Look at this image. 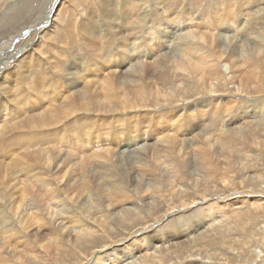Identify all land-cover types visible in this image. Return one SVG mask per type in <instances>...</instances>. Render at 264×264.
<instances>
[{
    "label": "bare ground",
    "instance_id": "bare-ground-1",
    "mask_svg": "<svg viewBox=\"0 0 264 264\" xmlns=\"http://www.w3.org/2000/svg\"><path fill=\"white\" fill-rule=\"evenodd\" d=\"M58 2L52 0L46 15L30 27L34 36L45 31L39 36L38 52L27 55L24 61V57L20 59L19 72L12 75L5 70L6 64L0 61V104L5 103L0 109V134L8 128L7 123L20 116H25L26 123L9 126L13 127L11 130L19 132L42 126L53 127L65 120L68 114L82 111L104 116L124 110L155 109L160 115L166 112L170 126L168 131L141 138L146 145L136 151L133 149L135 152L125 142L116 141L114 144L105 141V148L92 150L95 155L89 153L84 158L77 150L70 155L68 150L65 154L59 148L46 147L42 140L45 137L50 140L56 135L55 132L48 133L50 129H46L44 134H40L39 130L16 134L22 142L13 147L23 145L27 150L17 153L9 168L14 166V170L18 168L15 165H20L24 173L25 170L31 172V168L35 171L33 174L27 171L28 175L23 179L19 178V174L12 175L11 181L21 183L24 191L28 192L18 201L11 203L13 198L0 188V264H215V256L221 255L220 250L227 252L226 248L240 245L242 240H237V235L254 231L264 241V112L245 114L251 107L260 104L263 107L264 101L258 105L248 102V99L236 100V106L222 107L219 114L215 112L216 107L209 106L207 109L210 112L206 109L202 111L203 115L195 116L198 101L205 96H209L212 105L220 107L223 102L215 96L218 92L226 96L242 94L241 87L232 82L231 70L237 60L253 61L264 45V39L261 38L259 43L255 40L264 32L261 27H264V3L247 0L244 2L246 8L241 5L240 12H246L243 17L247 20V27L238 36L220 34L218 38L217 34L218 40H215L216 43L213 41L215 48L211 49H216L215 52L218 49L220 54L213 51L218 57L210 62L213 53L210 55L208 49L216 33L212 32L211 41L205 39L208 41L206 48L197 42L202 37L197 36L192 26L185 25L184 20L193 21L192 13L202 20L205 8H211V0H78L76 7L68 13L63 8L64 15L59 11L50 19L49 14H54ZM185 2H188L186 6ZM21 6L26 5L22 3ZM21 12L20 9L15 16L10 15L13 24L7 32V14L0 10V57L14 43L17 35L29 29L25 25L15 30L14 25L21 19ZM83 12L85 16L80 18ZM180 12L183 16L179 18H183V22L180 26L177 22L178 27L172 28L168 23L175 18L174 14ZM96 19L104 22L106 32ZM28 20L24 18L20 22L26 24ZM259 29L263 31L256 32ZM157 30L160 32V48L141 55V45L137 41L136 45L135 42L132 44L133 53L130 48L127 49L130 41L140 40V36L148 37L152 43L153 36L158 35ZM208 30L207 27V34L203 32V35H208ZM7 33L14 35L7 37ZM252 34L255 37L249 41L248 37ZM23 39L25 37L18 42ZM98 49L103 52V59L99 55L96 58L104 61L99 66L87 59L88 54ZM151 52L157 53L152 62L149 58ZM111 57L118 63L107 65L105 59ZM142 58H145L144 61H141ZM206 58L209 59L208 64ZM1 59L6 62L7 53ZM219 64H223V71L218 68ZM92 65L99 67L102 73L99 75L92 70ZM153 67L157 71L146 81H155V90L145 83L147 71ZM29 74L35 75L39 82L25 83ZM23 84H27L25 94H34L37 90V95L42 97V93L44 100L39 97L41 100L32 103L29 109L18 107L16 97L25 95L24 90H20ZM57 86H64L70 94L64 97L65 103L63 101L61 106L55 104L52 107L59 101L51 100ZM93 86H101L99 91L105 93L98 96L95 89L90 90ZM188 102L197 105H185ZM214 112L216 116H213ZM30 113L33 115L30 116ZM209 117H214L215 122L210 123L208 128L211 126L214 133L216 130L219 137H215L206 126L202 129L200 122L206 123ZM82 124V129H87L88 122L83 121ZM115 134L119 136L120 132ZM16 137H9L6 144L16 140ZM33 138L38 140L36 144L28 141ZM217 139L222 143H217ZM80 142L85 143L83 140ZM29 149H32L31 152ZM161 150H171L172 155L157 156ZM3 153L7 156V148ZM91 157L98 161L88 163ZM75 160L81 161L83 167L79 170L82 174L78 169L69 168ZM29 161L32 164H28ZM6 167L7 164L0 165L1 174L3 171L7 173ZM77 181L82 182V187ZM241 185L246 190L240 189ZM194 206L198 207L197 215L191 213ZM225 210H228L227 213ZM181 211L187 213V217L181 219L186 228L172 227L169 232L167 226L171 228V222L176 221L175 215L179 218L186 215ZM11 236L23 239H19L21 243L14 244L13 249L10 248ZM32 243L44 246L45 250L31 246ZM220 243L226 248L219 246ZM75 244L82 246L77 250ZM214 246L218 253H207L206 248ZM259 253L258 260L262 261L259 264H264V248L263 253Z\"/></svg>",
    "mask_w": 264,
    "mask_h": 264
},
{
    "label": "rangeland",
    "instance_id": "rangeland-1",
    "mask_svg": "<svg viewBox=\"0 0 264 264\" xmlns=\"http://www.w3.org/2000/svg\"><path fill=\"white\" fill-rule=\"evenodd\" d=\"M78 0H59V2H58V4H57V6H56V8H55V11H53V13L54 14H49V17H50V19H52V17L54 16V15H56L59 11H60V14L61 15H64L65 13L62 11V9L63 8H66V13H68L70 10H72L74 7H76V5H77V2ZM253 1V0H252ZM258 2V3H264V0H255V2ZM188 2H190V1H188ZM188 2H185L184 3V5L186 6L187 5V3ZM222 2V3H221ZM227 2V3H226ZM235 2V3H234ZM244 2H247V0H225V2H224V0H211V2H210V7L211 8H205V10L206 11H208V12H206L205 10V14H206V17H205V14H203V18H202V20H199L198 19V16H196L194 13H192V15H191V17H194V22L193 21H191V22H188V20H184V24L185 25H187V26H192V28H193V30L196 32V34H197V36H199V38L200 37H202V38H200V39H202V40H198L197 42H199L200 44L202 43V45H204L206 48H208L207 47V45H208V41H209V39L212 37L213 38V36H212V34L214 33H216L215 35H214V38H213V40L212 39H210V43H211V45H210V47H209V49L208 50H210L209 51V53H210V55H212V53H213V51L215 52V50L216 49H214L213 51H212V49L213 48H215L214 46H215V40L217 41L218 40V38H219V35L220 34H222V36H225V35H237L238 36V34H241L242 32H244V29L247 27L246 26V23H247V20H246V18H244L245 16H244V14L246 13V12H243V13H241L240 11L242 10V8L243 7H245L246 8V6H247V4H245ZM16 3V4H15ZM18 3V4H17ZM22 3L23 4H25L26 6L25 7H20V5H22ZM28 5H27V4ZM52 3V0H0V10H2V13L4 12L5 14H7V32L9 31V29L11 28L10 26H12V21H13V19H11L10 18V15H14L15 16V14H17L16 12L18 11H20V9H21V13H22V15H21V19L19 20V22H17V24L16 25H14V26H16V28H15V30H20L22 27H24L25 25H27L28 27H29V29H28V31H23L22 33H21V35L19 36V35H17L16 36V38L14 39V43H12L9 47H7V50L5 51V52H3L2 53V55H1V57L3 56V55H5L6 53H7V59H6V62H4V60L3 59H1V57H0V61L2 62V63H5L6 64V67L8 68H5V70H7V72L9 71V72H11L12 73V75H15L16 73H18L19 72V69H18V67L22 64V63H20L19 64V62H21V60L20 59H22L23 57H24V59H22V61H24L26 58H27V55H29V54H32V53H37L38 52V50H39V42H38V39H39V36L45 31H41V32H39V34L38 35H36V36H34V33H32L33 31H32V29L30 28L31 26H33V25H36L35 23H34V21H36L37 19H41V18H43L45 15H46V13H47V11H48V8L50 7V4ZM64 3V4H63ZM217 3H219L218 5H217ZM225 3V4H224ZM234 3V4H233ZM6 4V5H5ZM202 3H200V5H201ZM204 5V4H203ZM224 5H226V6H224ZM243 7H242V6ZM202 6V5H201ZM201 6H199L198 8H199V10L201 11L202 9V7ZM220 6V7H219ZM229 8H228V7ZM240 6H241V8H240ZM15 7H16V9H15ZM59 7V8H58ZM226 7V8H225ZM250 7H251V5H250ZM29 8V9H28ZM32 8V9H31ZM24 9V10H23ZM28 11H27V10ZM31 9V10H30ZM208 9V10H207ZM223 9V10H222ZM35 10V11H34ZM211 10H213V11H211ZM252 10H254L253 8H252ZM31 11H33V13L31 12ZM34 12L36 13V14H34ZM40 12V13H39ZM43 12V13H42ZM240 12V13H239ZM204 13V12H203ZM208 13H209V15H208ZM227 13V14H226ZM240 14V15H239ZM42 15V16H41ZM178 15V16H177ZM39 16H41V17H39ZM83 16H85V14H84V12H83V15H81L80 16V18H82ZM181 16H183L182 15V12H180V13H176V14H174V19L171 21V22H169L168 23V25L170 26L171 25V27L172 28H174L175 26L176 27H178V24H179V26L182 24V22H183V18H179V17H181ZM187 16H189V15H187ZM244 16V17H243ZM34 17H35V19H34ZM37 17V18H36ZM196 17V18H195ZM243 17V18H242ZM9 18H10V20H11V22L9 23L8 22V20H9ZM24 18H27V19H30V20H28L27 21V23L25 24L24 22L22 23V22H20L22 19H24ZM65 18H66V16H65ZM178 18V19H177ZM249 18V17H248ZM181 19V20H180ZM196 19V20H195ZM222 19V20H221ZM97 20H99V21H97ZM177 20H179V21H177ZM206 20H208V21H206ZM219 20V21H218ZM16 21V20H15ZM176 23H175V22ZM182 21V22H181ZM216 21V22H215ZM96 22H98L97 24H101V28L106 32V27L103 25L104 24V22L102 21V20H100V19H96ZM177 22H179L178 24H177ZM186 22H188V23H186ZM212 22H214V24L213 25H211L212 24ZM230 22V23H229ZM244 22H245V25H244ZM172 23H175V25H172ZM189 24H191V25H189ZM199 24V25H198ZM193 25L195 26H197L198 28V30H196V26H195V28L193 27ZM203 25H205V26H203ZM225 25V26H224ZM233 25V26H232ZM13 26V27H14ZM10 27V28H9ZM20 29H19V28ZM200 27L203 29V27H204V29H203V31H202V29H200ZM208 27V29L211 31H209L208 30V35H211L210 37L208 36V35H203V32H205L206 33V28ZM262 28H263V30H264V27H263V25L261 26ZM18 28V29H17ZM237 28V29H236ZM182 28H180L179 30H181ZM236 29V30H235ZM158 30H159V28H158ZM158 30H157V36H153V41H152V43H150L149 42V39H148V37H146V36H140V40H136V39H134L133 40V42L131 43V41H130V44L131 45H129V47L127 48V49H131L130 50V52H132V51H134V50H132V44L135 42V45H136V43H137V41H138V43L141 45V49H140V54L142 55V54H144V53H147V52H150V51H152V50H156V49H158V48H160V46H161V43H160V35H159V33L160 32H158ZM202 32H201V31ZM261 30V31H260ZM262 29H259L258 31H256V32H262L263 31ZM197 31H200L201 33H202V36H200L201 35V33H197ZM246 32L248 31V30H245ZM28 32V33H27ZM184 32V31H183ZM210 32V33H209ZM213 32V33H212ZM204 33V34H205ZM207 34V33H206ZM217 34H218V36H217ZM262 35L260 36V35H258V38H256L255 40L257 41V43H259L261 40H263L264 39V32L263 33H261ZM13 35L14 34H9V33H7V37H13ZM30 35V36H29ZM204 36H206L207 38H205ZM216 36L218 37V38H216ZM15 37V36H14ZM25 37V39H23V40H21V41H19L18 42V40L20 39V38H24ZM252 37H255V34H254V36H253V34L252 35H250L249 37H248V39H249V41H251L253 38ZM256 37H257V35H256ZM36 38V39H35ZM198 38V39H199ZM252 38V39H251ZM262 38V39H261ZM144 39V40H143ZM205 39H207L208 41H206ZM261 39V40H260ZM142 40V41H141ZM141 41V42H140ZM145 41V42H144ZM215 43H214V42ZM7 42H10V40L9 39H7ZM18 42V43H17ZM148 43V44H147ZM206 43H207V45H206ZM209 43V44H210ZM150 44V45H149ZM147 45V46H146ZM170 46H171V44H169ZM214 45V46H213ZM250 45H252L251 43H250ZM23 46V47H22ZM166 46V44H164L163 45V47H165ZM143 47V48H142ZM147 47V48H146ZM211 47H213L212 49H211ZM18 48V49H17ZM30 48V49H29ZM31 48H33V49H31ZM263 48H264V45H263V47H262V49L261 50H263ZM14 50V51H13ZM100 50H102L101 48H100ZM100 50L98 49L97 51H95L96 52V54H95V52H93V53H91V55L90 54H88L87 56H88V60H90V62H94V63H97V65L99 66V65H102V63L104 62V61H99L98 59L99 58H96V57H98V55H99V57L100 58H102L103 59V57H102V54H103V52H100ZM146 50V51H145ZM260 50V53H256L255 54V58L253 59V61L252 60H247V61H244V60H240L239 62H238V60H237V64H239V65H237V64H235V65H237V66H235L234 65V67L232 68V70L231 71H233V72H231V73H233V74H231V78H233L232 79V82L234 81L235 83H236V85L238 84V86H240L241 87V90H242V94H240V95H223V94H221V92H218V95L217 94H215V96H217V97H219V98H221L222 99V106H217V104H215V105H212V103H210L211 102V99L209 98V96H205V97H203V98H201L202 100H199L198 101V105L196 104V103H192V102H188V103H185V105H189V106H191V107H193V105H197V109H196V114H195V116H197V115H203V110H204V112H205V110L209 107V106H211V108H215L216 110H215V112L217 113V114H219V109L221 110V108L223 107V108H227V107H233V106H236L235 104H237L236 103V100H241V99H245V100H247L248 102H250V103H252V104H257L258 103V105L260 104L259 102H262V101H264V64H262V62L264 63V50L263 51H261ZM17 51V52H16ZM144 51V52H143ZM162 52H164V53H168V51H169V49H168V51L166 50H161ZM212 51V52H211ZM16 52V53H15ZM19 52V53H18ZM23 52V53H22ZM97 52H99L98 54H97ZM156 52H158V51H156ZM219 52V50L217 49V51L215 52V54L217 53V54H220V52ZM262 52V53H261ZM13 53H14V55H13ZM102 53V54H101ZM133 53V52H132ZM131 53V54H132ZM122 54H124V53H122ZM153 54V55H152ZM157 53H153V52H151L150 54H149V58L151 59V62L152 61H154L155 60V57H153L154 55H156ZM125 55V54H124ZM209 55V54H208ZM207 55V57L209 58L210 57V55L208 56ZM213 56H214V53H213ZM213 56H211L209 59L208 58H206V60L208 59L210 62H211V60H212V58H215L214 60H216L217 58L215 57V56H217L218 57V55H215L214 57ZM262 56V57H261ZM94 57H95V59H94ZM93 58V59H92ZM16 59V60H15ZM144 59L145 58H142L141 59V61L143 60L144 61ZM255 59H258L257 61L255 60ZM121 60H122V56H121ZM207 60V62H206V64H208L209 63V61ZM96 61V62H95ZM256 61V62H255ZM105 63L107 64V65H109V66H111V64L112 63H118V61L117 60H114V57H111V58H109V59H105ZM255 63V64H254ZM12 64V65H11ZM15 64H17V66L15 67V69H13L14 68V66H15ZM19 64V65H18ZM259 64H261V66H258ZM222 66H223V64H221ZM221 65L219 64V66H218V68H220V70L221 71H223V67H221ZM263 65V66H262ZM104 66V65H103ZM146 66H151V65H146ZM13 67V68H12ZM261 67V68H260ZM254 68H259V70L258 69H254ZM22 69V68H21ZM91 69L93 70H95L99 75H100V73H102L99 69V67L97 68V66L95 65V66H93L92 65V67H91ZM81 70V73L83 72V70L82 69H80ZM16 71V72H15ZM155 71H157L156 69H154V67L153 68H150L148 71H147V74H146V77H145V83L147 84V85H150V86H152L153 87V89L155 90V88H156V83H155V81H150V82H147L146 81V78H148V77H150L151 76V74L153 73H155ZM4 72H6V71H4ZM227 72V71H226ZM84 73V72H83ZM26 74H28V73H26ZM197 74V73H196ZM225 74V73H224ZM4 74H3V72H2V76H3ZM30 76H31V74H29ZM29 75H27V80H25L24 82L26 83V81H27V84L29 83V84H32V83H38L39 82V80L38 81H36V78H35V75H32L31 77L29 76ZM198 75H199V73H198ZM105 77V74H103L102 75V78H104ZM29 78V79H28ZM32 78V79H31ZM34 79V80H33ZM31 82V83H30ZM27 84L25 85V84H23L22 85V87L20 88V90H24V93L23 94H25L26 92V88L25 87H27ZM28 84V85H29ZM45 84V81H44V83L42 84V86ZM25 85V86H24ZM84 86V85H83ZM83 86H81V87H83ZM101 86H93V87H91V89L90 90H92V89H95V91H93V92H95V94H97L98 96H101L100 94H102V93H105V92H102V91H99V88H100ZM7 89H8V86H7ZM82 89V88H81ZM9 90V89H8ZM68 90L64 87V86H57L56 87V92L54 93V95H52L51 96V100H55V101H58V103L56 102V103H54V105H52V107H54L55 106V104H56V106L58 105V106H61L62 105V103H63V101H64V97L66 96V95H68V94H70V92L68 91ZM122 91V90H121ZM120 91V92H121ZM224 91V90H223ZM11 92V91H10ZM36 92V93H35ZM35 92H34V94H33V92L31 93H29V92H27V94H25V95H21V96H19V98H17L16 97V101L17 102H15L16 104H18L19 106L18 107H23L24 109H29V107H30V105L32 104V103H36V102H38L39 100H41L42 98V100H44V97H43V94L42 93H40L41 94V96L42 97H40V96H38L37 94L39 93H37V90H35ZM226 92V91H225ZM249 92V93H248ZM252 92V93H251ZM12 94L14 93L15 94V92L14 91H12L11 92ZM220 94V95H219ZM246 96H245V95ZM36 95H37V97H36ZM210 95H212V94H210ZM222 95V96H221ZM31 96V97H30ZM242 98H241V97ZM41 99H40V98ZM251 97V98H250ZM261 97V98H260ZM208 99V100H207ZM260 99V100H259ZM263 99V100H262ZM9 100V99H8ZM19 100V101H18ZM233 100V101H232ZM206 101V102H205ZM258 101V102H257ZM229 102H233V103H229ZM234 102H235V104H234ZM52 103V104H53ZM64 103H65V101H64ZM202 104V105H200L199 106V104ZM204 103V104H203ZM209 103V104H208ZM3 104L5 105V103L3 102V103H1L0 104V109H3ZM25 105V106H24ZM207 106V107H206ZM164 108H167V107H164ZM200 108V109H199ZM252 108V109H251ZM251 108H249V109H247V112L245 113V114H250V112L252 111V112H259V113H263L264 112V106L262 107L261 106V104L259 105V106H257V107H251ZM255 108V109H254ZM152 109V108H151ZM218 109V110H217ZM6 110H7V107H6V109L4 110V113L6 112ZM202 112V113H200V111ZM258 110V111H257ZM263 110V111H262ZM142 113H141V112ZM140 111H131V112H126L125 110L124 111H119V112H117L118 114H112V115H108V114H104V116H102V115H92L91 113H90V111H88V112H85V111H82V112H74V113H72V114H68L67 115V117H66V121L65 120H61L60 122H58L55 126H53V127H51V126H49V127H44V126H42V127H40V128H38V129H36V128H33L32 130H26V129H24V130H18L19 132H17V130H11L14 126H21L22 124H25L26 123V118H25V116H20L18 119H12L13 121H11L10 123H7V125H6V127H8V128H6L1 134H0V156H1V160H0V165L2 166H5L6 164H7V167H6V169H7V173H5L4 174V171L2 172V174H1V176H0V188H1V190L3 189L4 190V192H6V194H7V196H10V197H12L13 198V200H11L10 202L12 203V201H18L20 198H21V196L22 195H28V192L27 191H24V189H23V187H22V184L21 183H19V184H16V183H14V181H11V177H12V175H18L19 174V178H21V179H23V178H26V176L29 174V173H34V169L33 168H31V172H30V170H25V173L22 171V168H21V166L20 165H15V164H13V165H15V167H18V168H14V170H13V167L14 166H12L11 167V169L9 168V166H10V162L11 161H14L16 158H17V156H18V154L17 153H23V150L25 151V150H27V148H26V146H23V145H20V146H14L13 147V145H16V144H19V142H22V138H20V137H18V139H17V137L15 136L16 134L18 135L19 133H21V134H23L24 132H29V131H31V132H34V131H37V130H39L38 132L40 133V134H44V132H45V130L47 129H50V130H48V133H50V132H55V136L54 137H50V140H47V138L45 137L44 138V141L42 140V142L44 143V145L46 146V147H50L49 149H56V150H58V148L61 150V151H63V153H65V154H67L66 152H68V154H70L71 155V153L72 154H75V152H79V155L80 156H83V158L85 157V156H87V155H90L91 154V156H94L95 154H93V151L95 152V151H99V149H97V148H102V147H106L105 146V144H106V142H108V141H110L111 143L112 142H114V144H116V141H120V142H125L128 146H129V148H130V150H132V151H136L137 149H139V147L140 146H143V145H146L143 141H141V138H147V137H149V136H151L152 134H160L161 132H164V131H168L169 130V126H170V122H169V119H168V115H166V112H164V113H161V115H162V117H161V115L160 114H157L156 113V110L155 109H152L151 111L150 110H148V111H145V110H140ZM207 111L208 112H210L208 109H207ZM37 112H39V111H37ZM140 112V113H139ZM144 112V113H143ZM152 113V117H151V113ZM213 113V116H216L217 114L216 113ZM33 114H35L34 112H32ZM32 113H30L29 115L30 116H32L33 114ZM156 114V116H155V114ZM198 113V114H197ZM80 114V115H79ZM89 114H91V116L89 115ZM97 114V113H96ZM146 114V115H145ZM174 114H177V113H174ZM74 115H76V116H74ZM77 115H79V117L77 116ZM161 117V119H160V117ZM179 116L180 115H178L177 116V118H179ZM74 117V118H73ZM83 117H85V118H83ZM142 117V118H141ZM151 117V118H150ZM155 117V118H154ZM80 118H82V120L80 119ZM125 118V119H124ZM140 118V119H139ZM149 118V119H148ZM261 118H263V116L261 117ZM74 119V120H73ZM76 119V120H75ZM78 119V120H77ZM83 119H85V120H83ZM89 119V120H88ZM120 119V120H119ZM152 119V120H151ZM88 120V121H87ZM111 120V121H110ZM213 120V121H212ZM8 122H9V120H7ZM78 121H79V123H78ZM84 121V122H88V126H87V129H82V127H83V124H82V122ZM258 121H260L261 122V120L258 118ZM90 122V123H89ZM123 122V123H122ZM146 122V123H145ZM215 122V118L214 117H209V121H207L206 123H203V122H200L201 123V127H203L202 129H204V127L206 126V129L208 128V125L210 124V123H214ZM255 122V121H254ZM2 122H0V124H1ZM152 123V124H151ZM169 123V124H168ZM68 124V125H67ZM82 125V126H79V125ZM116 124V125H115ZM123 124V125H122ZM134 124H136V125H134ZM139 124V125H138ZM142 124H144V125H142ZM159 124V125H158ZM68 127H67V126ZM147 125H149V126H147ZM9 126H13L12 128L11 127H9ZM65 126V127H64ZM74 126V127H73ZM77 126V127H76ZM84 126H86V125H84ZM132 126V127H131ZM56 127V128H55ZM135 127V128H134ZM148 127V128H147ZM211 127V126H210ZM208 128V130H210L212 133H214V130L212 129V127L211 128ZM52 128V129H51ZM60 130H58V129ZM72 128V129H71ZM132 128V129H131ZM62 129V130H61ZM145 129H147V130H145ZM46 130V131H47ZM53 130H55V131H53ZM88 130V131H87ZM118 130V131H117ZM136 130V131H135ZM144 130V131H143ZM20 131H22V132H20ZM65 131V132H64ZM75 131V132H74ZM115 131V132H114ZM131 131V132H130ZM134 131V132H133ZM74 132V133H73ZM111 132L112 133H114V134H112L111 135ZM118 132H120V134H119V136L117 135V134H115V133H118ZM217 131L215 130V133H214V136L215 137H219L218 136V134L216 133ZM60 135H59V134ZM105 133V134H104ZM128 133V134H127ZM8 135V136H7ZM74 135V136H73ZM129 135V136H128ZM148 135V136H147ZM206 135H208V134H206ZM11 136H13V138L14 137H16L15 139L16 140H12V142H10L9 144H6L7 143V139L9 138V137H11ZM24 137H26V135H23ZM41 136V135H40ZM58 136V137H57ZM138 136V137H137ZM91 137H92V140H91ZM206 137H208V136H206ZM43 138V135H42V137L40 138V141H39V143L41 144L42 142H41V139ZM188 139L190 138V136L189 137H187ZM53 139H56V140H53ZM72 139H74V140H72ZM127 139V140H126ZM131 139V140H130ZM33 140H35V142L33 141ZM64 140V141H63ZM81 140H83V141H85V143H81L80 141ZM16 141V142H15ZM28 141H30V142H32L33 144H36V142L38 141L36 138H33V139H30V140H28ZM28 141H26V142H28ZM47 141V142H46ZM56 141V142H55ZM70 141V142H69ZM75 141V142H74ZM91 141V142H90ZM106 141V142H105ZM24 142V141H23ZM52 142H54V143H52ZM58 142V143H57ZM77 142H80V144L78 145L77 144ZM88 142H90L89 144H87ZM143 142V143H142ZM48 143H49V145H48ZM57 143V144H56ZM70 143V144H69ZM74 143V144H73ZM129 143V144H128ZM154 143H156V141L154 142ZM217 143H222L221 142V140H219V139H217ZM24 144V143H23ZM32 144V145H33ZM47 144V145H46ZM54 144V145H53ZM142 144V145H141ZM75 145V146H74ZM136 145V146H135ZM217 145H219V144H217ZM254 145V144H253ZM38 147H39V144L37 145ZM64 148H63V147ZM135 146V147H134ZM3 147V148H2ZM21 147V148H20ZM52 147V148H51ZM6 148H7V156H4V153L3 152H5V150H6ZM19 148V149H18ZM35 148H37V147H35ZM79 149V150H78ZM134 149V150H133ZM3 150V151H2ZM31 150L32 149H29V152H31ZM34 150V149H33ZM68 150V151H67ZM75 150H77V151H75ZM81 150V151H80ZM93 150V151H92ZM172 150V149H171ZM171 150H169V151H164V150H161V152H159V153H157V156H160L161 154L163 155V156H165V155H172V151ZM15 151V152H14ZM21 151V152H20ZM74 151V152H73ZM85 151V152H84ZM117 151H118V148H117ZM134 151V152H135ZM14 152V153H13ZM71 152V153H70ZM88 152V153H87ZM167 152H169V153H167ZM90 153V154H89ZM164 153H166V154H164ZM16 154V155H15ZM81 154H83V155H81ZM11 155H12V157H11ZM85 155V156H84ZM90 160V161H89ZM89 162L88 163H92L93 162V160L94 161H98V159L97 158H94V157H91V158H89ZM80 160H78V161H74V163L69 167V168H74V170H79L80 168H82L83 167V165H82V163H81V161L79 162ZM4 162H5V164H4ZM32 164V162H28V164ZM81 163V164H80ZM76 164V165H75ZM74 165V166H73ZM20 166V167H19ZM92 168V167H91ZM91 168H89V169H91ZM17 169V171H15ZM21 169V170H20ZM225 169V168H224ZM12 170V172H10ZM14 171V172H13ZM18 171H20V172H18ZM27 171H28V174H27ZM33 171V172H32ZM75 172V171H74ZM79 172V174H82L81 172H82V170H79L78 171ZM72 174V173H71ZM76 176H77V173H74ZM72 175H70V177H71ZM91 176V175H90ZM78 177V176H77ZM79 178V177H78ZM18 180V179H17ZM77 183L78 184H80V186L82 187V182H79V181H77ZM239 187H242V188H240V189H243V190H246V188H245V186H239ZM234 189H236V187L234 188ZM196 208H198V207H193L192 209V212L191 213H195L196 215H197V209ZM160 209V208H159ZM196 209V210H195ZM227 211L228 210H225V212L227 213ZM231 212V211H230ZM191 213H189V214H191ZM181 214H186V215H184L183 216V218H179V215H175V217H176V221L175 222H171V228H170V226L168 225L167 227L169 228V232H171L172 230H173V228H175V227H177V226H183V228H186V226H185V224H184V222L183 221H181V219H185L186 217H187V213H183L182 211H181ZM173 227V228H172ZM189 227V229L190 228H193V227H191V226H188ZM167 228V229H168ZM257 229V228H256ZM258 230V229H257ZM254 231H251L249 234H247V235H242V236H235V238L238 240V239H241L240 241H241V243H240V245H234L233 247H229V248H226V247H224L223 245H222V243H220L219 244V246H222V247H224V248H226V250L225 251H227V252H223L222 250H220V252L219 253H221V255H217V256H215V259H214V263L215 264H259V263H261L262 261H259L258 259H259V255H260V253L259 254H257V252L258 251H261L262 253H263V248H264V241H263V238H261V237H258L256 234H258V232L255 234V232L253 233ZM62 233H64V232H62ZM247 236V237H246ZM9 239V238H8ZM7 239V240H8ZM23 240V239H21L20 238V236H11L10 237V248L11 249H13L14 248V244H17V242H18V244L19 243H21V241L20 240ZM37 239V238H36ZM36 239H29V240H31V241H33V240H36ZM247 241V242H246ZM30 242V241H29ZM253 243V244H252ZM260 243V244H259ZM244 244V245H243ZM232 245V244H231ZM28 246H30V245H28ZM31 246H34V247H37V248H40V249H42V250H45V248H44V246H40V245H38L37 243H32V245ZM30 246V247H31ZM81 246L82 245H80V244H75V248L78 250V249H80L81 248ZM217 247V245H216V247L218 248V250H219V248L220 247ZM253 246H254V248H253ZM259 246V247H258ZM215 247V246H214ZM210 248V247H208V248H206V251H207V253L208 252H211V253H215V254H217L218 253V250H217V248L215 247V248ZM239 247V248H238ZM241 248V249H240ZM243 248H244V252H242V250H243ZM213 249V250H212ZM16 250H20V248H17ZM211 250V251H210ZM19 252H21V251H18L17 253H19ZM253 253H255V254H253ZM257 255V256H256ZM121 264H126L125 262H123V263H121Z\"/></svg>",
    "mask_w": 264,
    "mask_h": 264
}]
</instances>
